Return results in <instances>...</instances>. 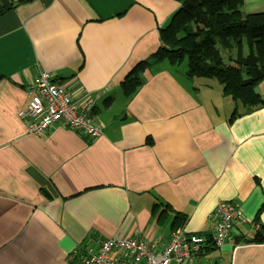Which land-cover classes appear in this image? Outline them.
<instances>
[{
	"label": "crops",
	"instance_id": "obj_1",
	"mask_svg": "<svg viewBox=\"0 0 264 264\" xmlns=\"http://www.w3.org/2000/svg\"><path fill=\"white\" fill-rule=\"evenodd\" d=\"M181 5L0 2L9 8L0 14V264H75L78 246L112 237L142 236L158 252L177 214L186 231L208 240L192 259L171 264H264V243L247 241L264 224V108L225 109L222 85L216 93L213 81L188 79L165 61L143 73L135 94L124 92ZM242 10L261 12L264 0H244ZM230 45L226 60L237 55ZM42 71L82 105L94 101L101 136L61 123L28 131L22 113ZM258 91L264 97V81ZM222 201L241 206L248 223L236 222L217 247L210 216Z\"/></svg>",
	"mask_w": 264,
	"mask_h": 264
},
{
	"label": "trees",
	"instance_id": "obj_2",
	"mask_svg": "<svg viewBox=\"0 0 264 264\" xmlns=\"http://www.w3.org/2000/svg\"><path fill=\"white\" fill-rule=\"evenodd\" d=\"M180 1L181 7L160 30L161 47L128 75L124 83L125 95L137 92L144 82L143 73L153 65L165 61L178 67L187 61L188 79H217L223 94L242 105L246 112L264 108V97L258 91L259 84L264 81V10L247 14L242 10L244 0ZM8 9H0V14ZM198 23L202 27H197ZM216 37L225 46L228 39L237 46L234 59L226 60L219 54ZM244 38L249 46L246 55ZM240 114L236 109L231 118ZM157 208L155 204L153 210ZM185 223V216L177 214L174 230ZM247 241L264 243V224Z\"/></svg>",
	"mask_w": 264,
	"mask_h": 264
},
{
	"label": "built area",
	"instance_id": "obj_3",
	"mask_svg": "<svg viewBox=\"0 0 264 264\" xmlns=\"http://www.w3.org/2000/svg\"><path fill=\"white\" fill-rule=\"evenodd\" d=\"M34 84L22 113L29 132L40 135L61 123L92 138L102 135L103 125L93 120L94 101L82 105L47 71H42ZM210 218L214 221L212 241L217 247L230 239L236 222L248 223L242 207L231 201L220 202ZM207 240L181 227L172 232L168 245L158 252L142 236L112 237L102 240L96 248L78 246L71 259L75 264H171L173 260L192 259Z\"/></svg>",
	"mask_w": 264,
	"mask_h": 264
},
{
	"label": "rangeland",
	"instance_id": "obj_4",
	"mask_svg": "<svg viewBox=\"0 0 264 264\" xmlns=\"http://www.w3.org/2000/svg\"><path fill=\"white\" fill-rule=\"evenodd\" d=\"M197 27H202V25L200 23H198L197 24ZM216 40H217L216 47H217V50H218L219 54L221 56H224L225 57L227 48H230V46H231L230 45V43H231L230 40L228 39L226 41V44H227L226 46L223 44V42H219L217 37H216ZM244 40H245L244 45L246 46V49L244 50V52H245L244 54L246 55L249 52V46L247 45L246 38H244ZM177 69L186 70L187 69V61H185L182 65L178 66ZM200 81H206L208 83L210 81H213V83L215 85L214 88H213V90H215L216 93H218L219 90L221 89V84L218 82L217 79H210L209 80V79H206V78H201ZM216 99H218V98H216ZM234 103H235V101L232 100L231 97L230 98H226L225 104H224V108L225 109H228V108H230V105H234ZM218 104H220V102ZM239 107H242V106H239Z\"/></svg>",
	"mask_w": 264,
	"mask_h": 264
},
{
	"label": "water",
	"instance_id": "obj_5",
	"mask_svg": "<svg viewBox=\"0 0 264 264\" xmlns=\"http://www.w3.org/2000/svg\"><path fill=\"white\" fill-rule=\"evenodd\" d=\"M11 1L13 2V0H0V2L2 3L3 6L8 5ZM17 3H18V2L13 3V4H17Z\"/></svg>",
	"mask_w": 264,
	"mask_h": 264
}]
</instances>
